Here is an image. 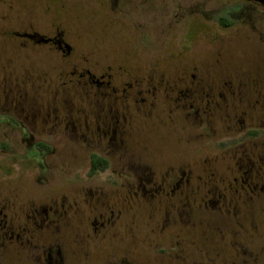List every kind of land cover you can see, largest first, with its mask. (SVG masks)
Wrapping results in <instances>:
<instances>
[{"label": "flooded vegetation", "instance_id": "1", "mask_svg": "<svg viewBox=\"0 0 264 264\" xmlns=\"http://www.w3.org/2000/svg\"><path fill=\"white\" fill-rule=\"evenodd\" d=\"M235 1L245 16L264 6ZM111 2L145 11L175 1ZM208 3L197 4V13L206 14ZM223 12L230 16L220 17L221 25L232 24L236 11ZM185 19L176 24L189 28L193 19ZM52 26L14 33L30 45V59L46 56L36 50L64 60L77 55L65 28ZM258 42L264 47L263 38ZM258 51L251 60L201 59L207 64L174 70L158 61L135 74L120 65H75L57 83L31 69L30 96L24 79L1 83L0 155L14 158L15 142L40 175L30 180L27 198L0 187V264H264V50ZM154 130L185 142L189 154L181 159L190 161L176 163L148 137ZM210 135L230 139L220 140L206 165L194 161L192 143Z\"/></svg>", "mask_w": 264, "mask_h": 264}, {"label": "rangeland", "instance_id": "2", "mask_svg": "<svg viewBox=\"0 0 264 264\" xmlns=\"http://www.w3.org/2000/svg\"><path fill=\"white\" fill-rule=\"evenodd\" d=\"M111 1L99 0L97 3L94 0H0V84H8L11 79L19 77L27 81L24 88L29 92L30 77L26 79V76H30L31 69L40 70L42 75H51L57 83V75L75 65L89 67L95 71L120 65L135 74L155 66L158 61L162 68L174 70L189 67L194 62L205 65L208 62L219 64L221 57L225 64H229V59L251 60L256 56L254 53L259 52V47L264 50L262 45H258L259 39H264V6L254 8V11L245 16L242 14L244 8H239L238 1L235 0H209L208 7L204 8L206 14L197 13V4L208 0H174V4H169L170 7H152L145 11L131 8L132 6L118 7ZM177 2L193 8L186 9V12L181 8L176 10ZM220 9L236 11L233 18L230 17L233 19L232 24L221 25L220 17L226 16L229 20L230 15L223 10L220 12ZM188 11L194 12L187 14ZM182 15L193 19L185 24L189 28L176 24L177 21L186 20ZM199 15L204 16L208 25L197 19L200 18ZM144 21L147 27L149 21L151 28H143ZM53 24H60L65 28L66 37L76 44L74 49L78 58H75V55L74 58L64 60L54 52L36 50L40 52V56L48 57L30 59V45L24 46L23 40L14 34L30 30L31 25L41 32H48L52 30ZM94 52L100 59L92 60ZM81 53L91 60L81 59ZM201 59L207 63H202ZM254 61L252 60V63ZM251 67L258 68L256 62ZM221 131L225 133L222 129ZM150 135L156 138L155 142L159 148L175 155L172 158L178 159L176 163L184 164L190 161L188 158L181 159L189 154L185 142H177L172 137L167 140V135L159 130L148 133V137ZM164 135L166 140L161 139ZM222 135H210L206 140L192 143V148L198 149L193 160H199L201 164L206 165L205 161H210L213 158L210 156L217 154L222 148L220 140L229 141L230 138H223ZM12 146L18 150L14 158L0 155V187L3 190L13 189L20 197L27 198L25 191L33 185L31 181L38 182L37 176L40 173L32 171L22 161L20 152L24 147L15 142ZM162 159L168 160L166 157ZM213 164L219 167L221 162ZM99 179L102 180V177ZM261 223L262 229L264 222Z\"/></svg>", "mask_w": 264, "mask_h": 264}, {"label": "water", "instance_id": "3", "mask_svg": "<svg viewBox=\"0 0 264 264\" xmlns=\"http://www.w3.org/2000/svg\"><path fill=\"white\" fill-rule=\"evenodd\" d=\"M256 1H259V2H261V3H264V0H256Z\"/></svg>", "mask_w": 264, "mask_h": 264}, {"label": "trees", "instance_id": "4", "mask_svg": "<svg viewBox=\"0 0 264 264\" xmlns=\"http://www.w3.org/2000/svg\"><path fill=\"white\" fill-rule=\"evenodd\" d=\"M95 164H97V162H95Z\"/></svg>", "mask_w": 264, "mask_h": 264}]
</instances>
